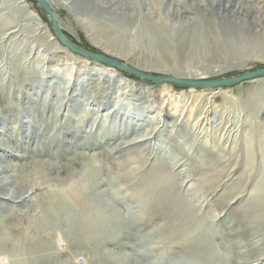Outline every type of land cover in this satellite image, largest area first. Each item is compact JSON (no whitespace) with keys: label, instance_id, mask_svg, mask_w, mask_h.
<instances>
[{"label":"rangeland","instance_id":"rangeland-1","mask_svg":"<svg viewBox=\"0 0 264 264\" xmlns=\"http://www.w3.org/2000/svg\"><path fill=\"white\" fill-rule=\"evenodd\" d=\"M21 1L31 9L0 0V164L22 165L17 155L30 164L43 141L38 161L67 166L73 156L87 157L70 167L76 182L84 165L96 168L104 241L98 264H264V91L238 96L232 88L246 82L205 91L103 71L60 44L35 0ZM150 4L125 21L109 12L71 15L57 0L50 7L66 40L151 75L212 81L264 68V24L198 11L191 27L166 0ZM192 35L195 43L181 47ZM231 37L240 39L234 48L210 44ZM0 205V223L20 232L27 219ZM52 247L53 264H96L97 254L72 238ZM25 251L16 247L0 259L12 262Z\"/></svg>","mask_w":264,"mask_h":264},{"label":"bare ground","instance_id":"bare-ground-1","mask_svg":"<svg viewBox=\"0 0 264 264\" xmlns=\"http://www.w3.org/2000/svg\"><path fill=\"white\" fill-rule=\"evenodd\" d=\"M8 1L12 4H22L26 10H30L32 7L30 5L32 4V2L27 5L24 1L21 0ZM46 1L52 7L53 0ZM57 1H59L63 7H66L71 15L75 14L76 9H81L84 11L90 10L99 13L109 12L114 16L120 17V19L124 21L135 19V17L139 15L141 8L147 7L151 3V0ZM166 1L171 5L173 14L179 18L183 17L187 25L189 24L191 25V27L192 23L194 25L196 24V21L194 22L195 19L189 17L195 12L197 13L198 11L201 12L203 16L210 17L213 13L219 11L222 12L224 16L228 15L233 19L238 20L242 17L243 19H247L254 24H264V0H238L237 2H235L236 0H190L192 1L190 5L186 0H183L181 2L179 0ZM257 5H259V9H261V15L254 16V14L257 13V11H255V6ZM165 8L167 10V7ZM27 17H33L35 19L38 30L43 32V35L49 34L47 24L43 22L40 17H38L34 12L28 11ZM198 17H200V15ZM54 18L56 19L55 16ZM99 18H102V16ZM155 20L158 21L159 19ZM226 20L228 19L226 18ZM56 22L59 25L60 30L62 31L61 24H59L57 20ZM13 33L15 34V32H11L10 35H12ZM52 36V34L49 35L50 41H57V39L52 38ZM204 36L205 35H202V38H205ZM15 38L16 37L13 36L12 39ZM195 38L196 37L193 35L181 38L179 40V44H181V47L187 45L191 46L193 43H195ZM238 41H240L239 38L231 37L227 41H211L213 43L210 44H212L213 47H216L218 51H223L226 47H233ZM61 50L65 49L61 48ZM109 57L115 59V57L113 56ZM83 62L86 64L94 65L95 67H98L103 71L115 73L110 68L99 65L97 63L90 62L88 60H85ZM167 74L175 78L191 80L204 79L199 77L197 74L191 75L181 72H168ZM203 90L206 91L209 90V88H204ZM254 90L264 91V78L252 80L250 82L241 84L240 86H234L231 92L236 93L239 96V94H248V92L251 93L250 91ZM120 110L121 109L119 108V110L115 112L119 114ZM0 118L5 119V117H2V115L0 116ZM131 128H133L132 125ZM2 129H4V127ZM228 136L230 135L228 134ZM148 139L149 138H145L144 140H137L130 145H139L147 142ZM45 143L43 141L40 146H38L35 150H32V154L30 155V157L32 158V162L30 164L26 163L25 160H27V158L29 157H26L25 155L15 156V162H17L19 159L20 161H23L22 165L20 166L15 165L14 161L7 163L6 166L0 164V192L5 193V195L0 198L2 199L0 200V203L5 202L8 204V207L11 205L9 207V212L13 218L21 217L27 219L26 226L23 229L20 228V232H16L14 229H8L7 226L0 223V256H2L3 254L6 255L5 252L7 250L9 251L16 247H23L24 250H26L25 256L23 258H19L14 255L15 258L12 262H5L4 260L1 261L0 259V264H53L54 257L58 255L57 252L53 250V241L55 242L56 240L65 239L68 240L71 238L78 247L82 248L85 251H92L95 255L97 254L95 256V263L98 264V250L102 246L104 241L98 229L100 226L99 224L101 223V219L99 218L98 214V210L101 204L99 200V194H95L99 186L97 182L98 175L95 173L96 168L95 166L88 167L84 165V167L82 168L84 170L80 174L79 180L76 182L75 179H73V176L75 174L71 172L72 169L70 166L78 164L76 163V158H79V165H81L82 163L87 161V157L81 154L73 156L68 162L67 166L61 165L59 162L54 161V154L52 159L54 162L38 161L36 160L37 158L44 157L45 146H47L44 145ZM42 145H44V147ZM2 155L4 154L0 152V163L1 161H3ZM0 208H2V205H0ZM76 222H79V225L75 226ZM92 228H94V230ZM64 229H68L70 231L66 232V230ZM37 243L40 244L37 245Z\"/></svg>","mask_w":264,"mask_h":264},{"label":"water","instance_id":"water-1","mask_svg":"<svg viewBox=\"0 0 264 264\" xmlns=\"http://www.w3.org/2000/svg\"><path fill=\"white\" fill-rule=\"evenodd\" d=\"M35 1L40 5V7L45 13V16H48L47 19L50 21L54 34L57 37L60 44L64 48H66L70 53L75 54L81 58L90 60L92 62H96L101 65L132 74L138 77L139 79L146 80L150 83H153V84L172 83L175 85L186 86V87H191L195 89H204V88L215 89V88H220V87H225V86H230V85H237L243 82L264 78V68L246 72L243 74H239L233 77L220 78V79H216L212 81L175 78L173 76H168V75L155 76V75H151L148 73H144L134 67L125 65L124 63L112 57L98 55V54L86 51L74 45L73 43L69 42L68 40L64 38L60 30V27L57 24L56 19L54 18V14L52 12V9L49 3L46 0H35Z\"/></svg>","mask_w":264,"mask_h":264}]
</instances>
